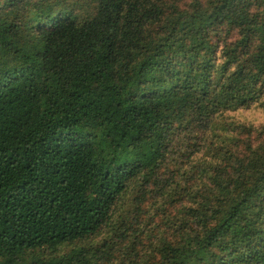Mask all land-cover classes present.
Instances as JSON below:
<instances>
[{"label":"trees","instance_id":"obj_1","mask_svg":"<svg viewBox=\"0 0 264 264\" xmlns=\"http://www.w3.org/2000/svg\"><path fill=\"white\" fill-rule=\"evenodd\" d=\"M264 0H0V264H264Z\"/></svg>","mask_w":264,"mask_h":264},{"label":"rangeland","instance_id":"obj_2","mask_svg":"<svg viewBox=\"0 0 264 264\" xmlns=\"http://www.w3.org/2000/svg\"><path fill=\"white\" fill-rule=\"evenodd\" d=\"M225 123L259 127L264 125V111L257 108L228 112L222 118Z\"/></svg>","mask_w":264,"mask_h":264}]
</instances>
